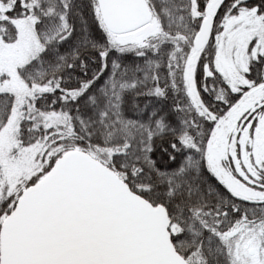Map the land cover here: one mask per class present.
I'll list each match as a JSON object with an SVG mask.
<instances>
[{
    "label": "snow or ice",
    "instance_id": "snow-or-ice-1",
    "mask_svg": "<svg viewBox=\"0 0 264 264\" xmlns=\"http://www.w3.org/2000/svg\"><path fill=\"white\" fill-rule=\"evenodd\" d=\"M0 264H264V0H0Z\"/></svg>",
    "mask_w": 264,
    "mask_h": 264
}]
</instances>
